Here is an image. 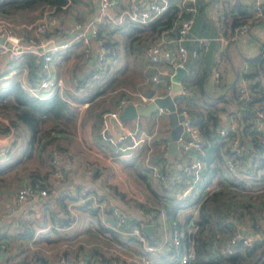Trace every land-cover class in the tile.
Listing matches in <instances>:
<instances>
[{"label":"crops","instance_id":"1","mask_svg":"<svg viewBox=\"0 0 264 264\" xmlns=\"http://www.w3.org/2000/svg\"><path fill=\"white\" fill-rule=\"evenodd\" d=\"M141 2H146V0H141ZM250 2L251 0H197L194 10L191 11V33L193 35L215 36L218 33L221 36L219 40H212L208 49L204 52L198 51L196 45L190 39L183 42L187 50L185 59L186 73L181 78L180 84L182 89L190 93L188 96L194 98L197 104L200 103V98L202 97L199 95L197 88L194 91L192 89L196 86L195 83L199 81L202 91L210 96L228 95V93L234 92L238 85L245 82L248 84L256 82L257 88L264 89V78L259 73L250 78L243 76L244 73L252 72L253 66H257V62H250L249 58L260 54L264 61V15L254 17L249 8ZM68 3L67 7L62 6V10L59 13L52 15L60 25L67 26L76 20H84L89 17L93 13L96 0H69ZM213 3H217L216 8H214ZM262 9L264 14V0L262 2ZM215 13L218 14V31L212 18ZM37 15V11L28 10L27 12L13 13L9 19L16 23H30L35 20ZM241 19L246 22L245 31L239 34L235 40H225V37L232 28L231 24L235 21H241ZM127 29V25L123 24L116 29L109 30V32H104L103 37H101L103 41H108L109 44L104 45L107 53H104L99 73H102L101 76L104 79L113 75L115 77L120 76L121 83L115 86L112 92L108 91L107 93L103 92L99 94L92 102H71L77 113L75 123L70 132L60 133L58 137L59 145L63 148L61 152L63 178L56 185H48V181L46 180L48 175L47 160L45 158L40 159L44 160V162L39 165L37 162L39 157L33 154L25 161L27 169L18 170L17 167L24 159L22 155L24 143L17 137L15 138V135L8 147L7 156L0 159V162L13 163L15 159L20 158L19 162L9 164L5 171L0 172V229L5 235L3 239L5 248L0 250V259L6 263L110 264L112 260H118L119 264H149L142 261V258L148 260L150 258L142 254L136 242L120 237L115 232L106 230L104 225L103 227H99L92 215L86 213L84 210H80L77 207L78 204L67 196V193H72L76 189L80 190L83 187H91L97 192L104 193L109 200L115 203L118 200L116 197L113 199L112 196L117 195L115 193L117 188L126 191L128 194L142 201L151 202L154 200L155 194L161 195L166 191L170 192L153 179L149 171L147 175L146 171H142L144 178L138 174L139 169L145 163L143 157L146 154L149 140L152 137L157 138L158 141L155 146H150L151 150L163 149V157L167 161L166 173H176L182 163L183 158H181L179 151L172 156L166 153L165 136L169 132V127L163 109L160 111L156 110L147 117L139 116L126 121V126L129 129L137 128L135 135L139 137L143 136L144 139L135 146L128 147L119 155L111 153L110 144L98 133L100 126H95L96 118L94 117V112L99 109L101 104L106 103L108 96L115 91L123 90L124 94L121 97H125L128 102L136 101L137 103L139 102L140 95H143L142 91L146 88L155 89L154 94L156 95L164 94V86L169 70L163 60L166 59L167 53L164 49L159 50V61L151 63L140 53V49L135 47V42L131 41L132 39L130 40L131 37L126 36L128 39L124 44L118 43V47H122V54L119 55L120 51H118L116 44L111 45V43H117L118 41V37L113 35V32L116 30L115 34H117V32L122 31L126 35ZM19 32L30 33V30L21 29ZM46 35H49V37L54 36V32L51 31V33H46ZM141 43L142 40L139 41L140 46ZM98 45L97 41H94L91 45L93 56L97 54ZM216 55L220 56L218 65L220 83L218 86L214 85L213 75L210 70L212 59ZM119 62L121 63L118 65ZM18 64L17 78L29 83V73L26 65L23 60ZM8 66L9 63L5 62L3 57L0 56V70L4 71ZM90 68L91 62L81 56L77 45H73L69 49L53 55L50 64L51 73L62 77L64 86L73 87V89L78 84L77 79H80L83 75H88ZM189 72L192 73V78H190V81H186L185 77ZM153 74L160 77L161 81L159 83L154 84L151 81L150 77ZM59 92L66 94L75 91L63 89ZM118 101L110 105L111 111L116 109ZM83 103L86 104L83 105ZM217 104L224 106L222 110L218 111L220 126H234L237 117H239L240 109L235 101L223 98V101L217 102ZM230 111L234 112L230 113ZM104 113H101L99 117L102 118ZM0 123L5 124L8 130H12L5 118L0 117ZM129 124H132L133 127H130ZM126 143H130V141L127 140ZM249 145L247 143V146ZM151 152L149 150L147 154ZM135 154L137 156L134 158ZM188 154L192 156L194 154L193 150L190 149ZM42 167L44 169H41ZM28 171H36L41 175L43 173L46 174L43 179H45L44 186L48 189V194L41 198L23 200L19 206L15 207L12 204V197L16 188L23 181H29L27 177ZM234 171L237 180L250 185L251 190H253V196L262 190L260 187L262 185H258L260 184L258 176L264 173V168L257 171L256 175H247L238 170ZM219 180L218 177H215L211 181L207 187V193L217 189L219 185H223V183H219ZM243 195L245 198V194ZM252 202L256 203V200ZM62 204L67 209L65 213L62 209ZM68 206H71L72 209L67 208ZM45 209L48 211V215L53 216L52 222L59 220L57 216L70 218L71 222L64 228H54L55 230L64 232L65 229L68 230V228L76 225L77 219L81 215L84 228H79L72 235H69V237L66 235L65 239H63L65 242L59 245L60 247L64 246L69 249L66 256L54 254V251L58 249V245L53 248L44 240L42 242L41 239H35V234L40 233V231L43 232L42 236H48L47 233L51 220L47 222L45 216H41ZM77 210L79 213H77ZM191 211L194 215L196 209H191ZM241 212L242 214L235 213L237 216L236 221H234L235 229L238 228L240 231L248 234L264 232V214L258 216L257 223H254L253 227H251L249 215L244 213L243 210ZM233 217L231 213L226 214L225 220L231 221ZM43 221L46 226L39 228V223ZM33 222L36 226H33ZM25 228H35V232H33L31 237L25 238L24 236H20ZM82 230H86L84 233L91 236H88V238L83 237ZM160 237L161 232L159 234ZM79 244L84 246V248H78ZM87 245L91 249L95 247L103 254L104 258L100 259L98 256L89 254ZM153 250L163 251L165 249L161 247L160 249Z\"/></svg>","mask_w":264,"mask_h":264},{"label":"trees","instance_id":"2","mask_svg":"<svg viewBox=\"0 0 264 264\" xmlns=\"http://www.w3.org/2000/svg\"><path fill=\"white\" fill-rule=\"evenodd\" d=\"M68 4L66 0H0V16L9 19L13 13L27 12L28 10L39 12L43 7L51 8L50 15H55L62 10V6L65 5L64 7H67ZM175 11L176 9L173 6L162 18H158L144 26L127 25L126 36L131 37V41L138 38L154 39L162 28L169 25ZM242 21L243 19L233 22L231 27L233 28ZM103 44L107 45L109 43L108 41H104ZM249 61H256L257 66H253L252 72L244 73L243 76L250 78L259 73L264 78L263 57L259 54L249 58ZM23 62L29 73L28 79L31 84L36 79L35 69L37 68V64L27 55L23 57ZM101 66L94 68L98 73L97 78L88 79V74L77 79L79 84L88 82V87L84 91L61 94L56 89L44 97H37L23 89L18 80L11 78L0 79V117L7 120L15 138L17 137L24 143L22 154L24 159L17 167L18 170L27 169L25 161L32 154L48 160L49 152L52 148L62 152L63 148L58 142L59 134L70 132L77 116L75 107H73L71 102H92L99 94L103 92L107 93L108 91L112 92L115 86L121 83L120 76L115 77L113 75L104 79L101 76L102 73H99ZM2 72H5V70ZM195 84L196 86L192 91L197 88L199 95L202 97L200 98L199 104L195 102L194 98H190L185 93H181L175 99L176 110L185 111L187 119L198 129L201 137V145L198 149H193L194 154L192 155L202 163L199 177L190 192L193 196H189L188 194L185 197H180L177 194L174 195V191H166L161 195L155 194L153 201L145 202L128 194L126 191L116 188L115 193L117 195L112 197L113 199L115 197L117 198L118 201H115V204L122 209H129L132 204L141 207H162L169 225V230L184 228L190 221L194 223L196 227L191 233V237L193 239L195 256L191 264H250L255 247L259 242L254 243L251 247L241 246L239 243H236L232 246V251L227 254L221 252V249L225 241L235 230L234 221L237 219L236 214H242V210L244 213H247L251 220V227H253L254 223H257V217L264 214V173L258 176L260 183L258 185H262L260 186L262 190L253 196V190H251L250 185L245 184L241 180H237L234 171L238 170L247 175H256L257 171L264 168V89L257 88L256 82H250V92L254 95L253 101L241 103L236 97L237 87L234 92H230L228 95L220 94L210 96L202 91L200 81ZM123 94V90L113 92L108 96L107 102L101 104L99 109L94 112L96 127L101 124L102 118L99 117L101 113L111 111L110 105L113 102L115 104L117 100L123 98L121 97ZM223 98H229L235 101L236 105L240 108L239 117H237L233 130L230 132V134L237 136L238 143L243 146V154L240 156H235L215 131L220 126L218 111L224 108L223 105H218L217 102L223 101ZM258 112L261 113L260 119L257 118ZM256 119L261 122L258 128L254 126ZM0 130H8V127L0 123ZM157 141L158 139L155 137L149 140L147 151L150 150L152 152L147 154L146 151L143 157L145 162L143 163L144 166L142 165L138 171V174L143 178L142 171H146L147 175L149 164L160 166L159 172L162 174L166 173L167 161L163 157V149L151 150L150 148V146H155ZM247 143L250 145L247 146ZM136 154L138 155V153ZM136 154L133 156L134 158L137 156ZM233 157H237L238 162L234 170H231L226 167L225 161ZM19 159L17 158L11 163H17L20 161ZM11 163L0 162V172L5 171L6 167ZM179 171L180 169L177 170V172ZM45 175V173L41 175L36 171H28L27 177L29 182H33L36 178H43ZM215 177H218L220 179L219 183H223V185H219L217 189L207 193L208 190L205 189ZM77 191L79 189L73 192L75 193ZM115 193L113 192V194ZM243 194H245V198ZM68 198L73 199V197L69 196ZM253 200H256V203H253ZM186 202L192 206V209H196L194 215L191 210L188 212H179V209ZM61 206L64 213L67 212L65 205L62 204ZM77 207L92 215L96 220V224L99 227H103L97 211L91 208L88 203L78 204ZM230 213L235 218L233 217L231 221H225L226 214ZM57 218L65 225L69 223L68 217L57 216ZM52 223L50 221V228L51 230H55ZM38 226L39 228H44L46 225L43 221ZM104 228L110 231L106 227ZM157 231L155 227L151 233L145 234V238L150 245H155L159 241L160 238ZM33 232V228H25L20 236L29 238L33 235ZM4 237L5 235L0 229V238L4 239ZM42 238L46 243L50 244L58 241V237L56 236H42ZM127 239L131 240L130 238ZM78 248L83 249L84 246L79 244ZM68 251V248L58 246L54 254L66 256ZM89 254L98 256L100 259L104 258L103 254L95 247L92 249L89 248ZM142 254L150 258L149 264H176L177 261V255L172 247L163 251L152 250L150 252H142ZM0 264L11 263H6L0 259ZM252 264H264V257L259 256Z\"/></svg>","mask_w":264,"mask_h":264},{"label":"built area","instance_id":"3","mask_svg":"<svg viewBox=\"0 0 264 264\" xmlns=\"http://www.w3.org/2000/svg\"><path fill=\"white\" fill-rule=\"evenodd\" d=\"M67 2L69 0H66ZM263 0H251L249 8L254 17L263 16L262 9ZM197 0H96L93 13L84 20H76L74 23L67 26L60 25L58 21L50 15L51 8L43 7L38 12L37 17L30 23H16L7 17L0 16V37L3 38L0 42V56L4 61L9 63L5 72L0 70V79L11 78L18 80L20 86L37 97H44L53 90H70L84 91L88 87V82L76 84L74 87H65L62 77L55 76L51 73L50 64L53 55L61 53L69 49L73 45H77L80 49L81 56L91 62L89 77L97 78L98 73L94 70L95 67H100L103 62L104 53H107L104 47L103 37L104 32L116 29L118 26L137 25L144 26L158 18H162L167 11L174 6L175 14L168 26L162 28L159 34L154 39H143L140 46V53L151 63L159 61V50L164 49L167 53L164 63L166 64L169 73L164 86V93L170 91V75L175 67L180 66L185 70V59L187 50L183 44L185 40H192L197 47V50L204 52L208 49L212 40L221 39L220 34L215 36L209 35H193L191 11L194 10ZM217 3H213L216 8ZM65 6V5H64ZM188 13V14H187ZM215 22V28L218 29V14L212 16ZM14 28L30 30L29 32H14ZM246 22H240L235 25L225 40L232 41L245 31ZM54 32V36H47L46 33ZM94 41L98 42L97 54L93 56L91 45ZM30 56L37 64L35 69L36 79L33 83H28L17 78L18 63L23 60L24 56ZM220 56L216 55L212 59L210 70L213 75L215 86L220 83V71L218 68ZM151 81L157 84L161 81L156 74L151 75ZM182 89V87H181ZM182 93L189 95L188 91L182 89ZM236 97L241 103L253 101L254 95L250 92V87L247 82L242 83L236 88ZM151 99L144 95H140L138 103H144ZM132 104H137L136 101H130ZM128 103L126 98L119 99L115 110L106 112L102 116L101 124L98 130L99 135L106 140L111 147L113 155L123 153L128 147L135 146L144 137L135 135V130H131L126 126V121H120L117 118L122 107ZM86 103H83L85 105ZM162 108H157L160 111ZM165 112V110H163ZM184 116L181 120L182 129L185 131L183 138L177 140L181 142V147L178 151L181 155L182 163L179 167L180 171L176 173L159 172L156 165L149 164V173L153 179L169 191H174L180 197L187 196L199 177L202 169V163L191 156L189 150L198 149L201 145V137L198 129L192 125L184 110L178 111ZM109 117H113L121 129L120 132L113 131L109 122ZM261 113H257V118L260 119ZM255 120V128L261 125V122ZM233 126H219L216 128L217 134L225 142L226 146L233 152L235 156L243 154V146L238 143V138L234 134H230ZM14 139L12 130H0V159L7 156V150L10 143ZM129 140L130 143H126ZM61 152L52 148L49 152L47 160L48 175L46 180L48 185H56L64 176L63 168L61 167ZM146 161V159H145ZM238 162L237 157L227 159L226 167L234 169ZM43 178H36L33 182L23 181L20 184L12 197L13 206H19L23 200L36 199L44 197L48 194V189L44 186ZM69 197H73L77 204L88 203V205L98 212L101 223L110 231L117 233L118 236L130 238L136 242L142 252H147L153 249L174 248L177 255L176 264H191L194 259L195 251L191 233L195 229V224L188 222L184 228H174L169 230L168 222H166L164 209L162 207H141L132 204L129 209H122L104 193L97 192L91 187H83L75 193H67ZM69 223L71 222L70 218ZM225 220V219H224ZM226 221V220H225ZM68 223V224H69ZM68 224H63L59 220L53 221L52 225L56 229H61ZM152 224L153 229L156 227L157 232L161 237L157 244L150 245L145 233L141 230V225ZM153 231V230H152ZM259 242L253 252L252 264L259 256L264 257V232L257 234H248L236 228L228 239L225 241L221 252L230 253L232 246L239 243L241 246L251 247L254 243ZM5 248L3 239L0 238V250ZM142 258V257H141ZM143 262H150L148 259L142 258ZM86 264V263H85ZM110 264H119L118 260H112Z\"/></svg>","mask_w":264,"mask_h":264},{"label":"water","instance_id":"4","mask_svg":"<svg viewBox=\"0 0 264 264\" xmlns=\"http://www.w3.org/2000/svg\"><path fill=\"white\" fill-rule=\"evenodd\" d=\"M3 38L0 37V42ZM186 73V70L183 67H175L173 73L170 75V91L169 93H164L162 95H156L155 89L146 88L142 91V94L146 97H150L148 101L144 103L132 104L131 102L126 103L120 112L117 115L118 120L127 121L132 120L136 117L143 116L147 117L152 112L156 111L157 108H162L165 110V115L167 119V124L169 127V132L165 136L166 139V153L170 156L177 153L178 148L181 147V142L177 139L179 137L183 138L185 136V131L182 129L181 120L185 115L178 113L176 110L175 99L182 92L181 89V78ZM109 122L113 131L120 132V128L117 124V121L113 117H109ZM141 230L145 234H149L153 230L152 224H143L141 225Z\"/></svg>","mask_w":264,"mask_h":264},{"label":"rangeland","instance_id":"5","mask_svg":"<svg viewBox=\"0 0 264 264\" xmlns=\"http://www.w3.org/2000/svg\"><path fill=\"white\" fill-rule=\"evenodd\" d=\"M21 30V29H19V28H14V32L15 33H17V34H19L20 32L19 31ZM119 30H121V29H119ZM118 30V31H119ZM116 33V30L113 32V35H116L117 37H118V41H117V43L116 42H113V43H111V45H115L116 44V46H117V49H118V51H120V53H119V55L120 54H122V47L121 46H119L118 47V43L120 44V43H125V41L128 39L127 37H126V35H125V33L124 32H122V31H119V32H117V34H115ZM112 39H113V37H111ZM141 40H143L142 38H138V39H135V40H133V42H135L134 43V45H135V47L138 49H140V44H139V41H141ZM115 43V44H114ZM139 44V45H138ZM124 52V51H123ZM138 53V52H137ZM121 62H119L118 63V65L120 64ZM190 78H192V73H189L186 77H185V80L186 81H190ZM129 126L130 127H133V125L132 124H129ZM135 129V128H134ZM131 130H133V128L131 129ZM135 132H136V130H135ZM12 143V142H11ZM10 143V144H11ZM40 159H42V158H38L37 159V162L39 163V165H41V163L42 162H44V160H40ZM46 164H47V162H46ZM47 166V169H49L48 168V164L46 165ZM41 169H44L43 167L41 168ZM46 169V168H45ZM42 173V172H41ZM205 190H208L207 188L205 189ZM204 191V190H203ZM202 191V192H203ZM189 196H193V194L191 193H189ZM68 199V198H67ZM67 206V205H66ZM67 208H70V209H72V207L70 206H68ZM192 209V206L191 205H189V204H187V202L179 209V212H188V211H190ZM77 213H79V211L77 210ZM49 213H48V211L45 209V211L41 214V216H45V219L47 220V222H49L50 220L52 221V218H53V216L52 215H48ZM81 215H79V218L77 219V224L76 225H74V226H72L71 228H68V230L67 229H65V232L64 231H58V230H51V228L49 227L48 228V236L49 237H53V236H56V237H58V241H56L54 244H50V243H48V245L50 244V246L51 247H56L57 245L59 246V245H61L62 243H64L65 241L63 240V239H65V236L66 235H68L67 237H69V235H72L73 234V232H75V231H77L79 228L80 229H82V228H84V225H83V221H82V218L80 217ZM33 226H36V224L33 222ZM33 229H35V228H33ZM35 232V231H34ZM82 232H83V237H87L88 238V236H91L90 234H87V233H84V232H86V230H82ZM42 234H43V232L42 231H40V233L38 232V233H36L35 235V239L36 240H40L41 239V241L43 242V239H42ZM62 239V240H61ZM85 240H88V239H85ZM47 245V244H46ZM64 247V246H63ZM90 248V246L89 245H87V249H89Z\"/></svg>","mask_w":264,"mask_h":264}]
</instances>
